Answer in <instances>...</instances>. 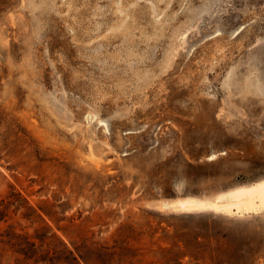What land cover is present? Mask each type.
<instances>
[{
  "label": "rangeland",
  "instance_id": "1",
  "mask_svg": "<svg viewBox=\"0 0 264 264\" xmlns=\"http://www.w3.org/2000/svg\"><path fill=\"white\" fill-rule=\"evenodd\" d=\"M262 178L264 0H0V264H264L166 206Z\"/></svg>",
  "mask_w": 264,
  "mask_h": 264
},
{
  "label": "bare ground",
  "instance_id": "2",
  "mask_svg": "<svg viewBox=\"0 0 264 264\" xmlns=\"http://www.w3.org/2000/svg\"><path fill=\"white\" fill-rule=\"evenodd\" d=\"M166 206L184 211L211 209L226 214L258 212L264 209V178L232 187L211 199L182 197L168 202Z\"/></svg>",
  "mask_w": 264,
  "mask_h": 264
}]
</instances>
